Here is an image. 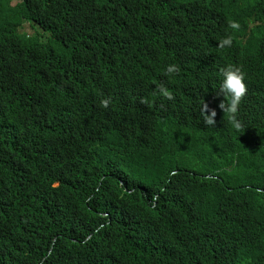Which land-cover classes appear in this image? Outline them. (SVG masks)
Segmentation results:
<instances>
[{
    "label": "trees",
    "instance_id": "trees-1",
    "mask_svg": "<svg viewBox=\"0 0 264 264\" xmlns=\"http://www.w3.org/2000/svg\"><path fill=\"white\" fill-rule=\"evenodd\" d=\"M0 264H264V0H0Z\"/></svg>",
    "mask_w": 264,
    "mask_h": 264
},
{
    "label": "clouds",
    "instance_id": "clouds-1",
    "mask_svg": "<svg viewBox=\"0 0 264 264\" xmlns=\"http://www.w3.org/2000/svg\"><path fill=\"white\" fill-rule=\"evenodd\" d=\"M228 27L230 29H238L239 24L236 22L229 23ZM232 45L231 36H225L218 41L219 48H228ZM180 72V68L175 63H169L165 66L163 74L166 77H173ZM222 80L219 87V93L224 97H227V100H223L219 104V108L228 115L229 122L231 125L239 129L241 127L239 120L237 119V112L242 98L246 94V83H245V74L240 67H234L232 65H226L221 70ZM159 95L163 96L166 99H172L171 93L164 87H159L157 89ZM144 102L143 100L141 101ZM108 101H102V105L106 107ZM215 110H209L207 105L202 106V118L205 127H213L215 124ZM238 145H241L244 150L243 159L247 162L254 161L256 156V142L253 137V134L250 133L244 125H242L241 133L238 140ZM237 168H244L241 165L234 164Z\"/></svg>",
    "mask_w": 264,
    "mask_h": 264
},
{
    "label": "rangeland",
    "instance_id": "rangeland-1",
    "mask_svg": "<svg viewBox=\"0 0 264 264\" xmlns=\"http://www.w3.org/2000/svg\"><path fill=\"white\" fill-rule=\"evenodd\" d=\"M15 3H17V1H15ZM25 32H27L29 35H33L34 34V30L33 28H31V26L29 24H26L24 27ZM46 42V41H44Z\"/></svg>",
    "mask_w": 264,
    "mask_h": 264
}]
</instances>
